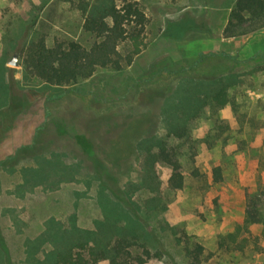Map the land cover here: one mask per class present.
Instances as JSON below:
<instances>
[{"label":"rangeland","instance_id":"1","mask_svg":"<svg viewBox=\"0 0 264 264\" xmlns=\"http://www.w3.org/2000/svg\"><path fill=\"white\" fill-rule=\"evenodd\" d=\"M78 1L0 0V264H43L51 239L31 254L39 261L28 257L27 239L46 229L96 232L99 222L130 235L133 254L148 250L143 264H194L197 245L195 264H264L263 223L218 245L248 210L264 217V27L223 37L234 0H131L147 23L145 47L128 67H98L59 87L25 76L21 54L31 38L42 36L48 46L91 44ZM228 73L236 74L228 103L212 110L202 94L189 137L167 140L176 147L183 186L168 187L170 167L161 161L158 188L143 185L136 144L165 137L166 98L177 99L185 77ZM38 167L41 177L31 178L27 169Z\"/></svg>","mask_w":264,"mask_h":264},{"label":"trees","instance_id":"2","mask_svg":"<svg viewBox=\"0 0 264 264\" xmlns=\"http://www.w3.org/2000/svg\"><path fill=\"white\" fill-rule=\"evenodd\" d=\"M77 9L83 18L82 31L93 38L89 46L79 41H54L46 44L45 38H31L24 46L21 64L25 76H34L45 85L67 86L93 75L98 67L122 71L145 47L143 41L147 23L142 8L136 1L92 0L87 3L79 0ZM264 27V0H234L229 11L227 22L222 30L223 37H235ZM235 73H228L215 78L200 79L185 77L180 81L179 94L173 100L168 97L162 108L167 128L165 137L150 136L139 140L136 148L141 155L142 183L150 189L158 188L155 164L164 162L170 167L167 185L173 189L183 186L184 175L176 154V147L169 138H188V121L201 108L202 94L212 110L228 103L227 87ZM42 167L27 169L31 178L38 179ZM40 169V170H39ZM35 175V176H34ZM215 181L221 179L219 166L212 170ZM33 176V177H32ZM31 180V179H30ZM254 208L247 211L242 224L236 225L234 231L220 237L218 245L225 247L236 238L247 224H264V217L257 214ZM54 224L53 219L48 221ZM97 231L82 230L76 227L53 233L46 229L37 239L26 240L28 257L40 248L39 245L51 239L52 249L46 252L44 261L47 264H97L106 260L108 264H143L149 257L148 250L143 254H133L130 247L134 244L117 225L99 222ZM202 247L197 245L193 250V263L197 260ZM6 249L0 235V260L5 256ZM145 255V257H143Z\"/></svg>","mask_w":264,"mask_h":264},{"label":"water","instance_id":"3","mask_svg":"<svg viewBox=\"0 0 264 264\" xmlns=\"http://www.w3.org/2000/svg\"><path fill=\"white\" fill-rule=\"evenodd\" d=\"M9 63L13 66L18 64V58H17V53H14L12 58L10 59Z\"/></svg>","mask_w":264,"mask_h":264}]
</instances>
